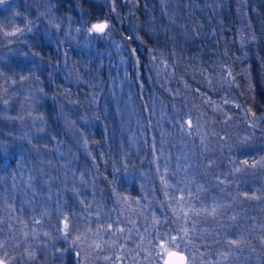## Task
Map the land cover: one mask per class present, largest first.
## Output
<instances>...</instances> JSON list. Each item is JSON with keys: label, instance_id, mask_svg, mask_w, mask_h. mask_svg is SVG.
I'll return each mask as SVG.
<instances>
[{"label": "rangeland", "instance_id": "rangeland-1", "mask_svg": "<svg viewBox=\"0 0 264 264\" xmlns=\"http://www.w3.org/2000/svg\"><path fill=\"white\" fill-rule=\"evenodd\" d=\"M85 20L82 11L65 13L60 0H4L0 4V144L4 145L0 259L6 264H53L57 256L71 250L79 264H139L140 253L150 258L148 264H162L164 255L175 249L187 254V264H264V113L256 116L245 112L231 96L212 99L192 91L198 109L187 111L184 117L186 126L181 124V131L186 138L178 153L184 161L204 155L208 165L222 167L213 175L215 179H221L222 187L238 186L236 193L245 195L244 201L222 203L224 209H231L232 216H241L245 208L240 206L253 202L234 243L206 261L201 257L205 252H198L196 238L190 233L169 235L156 244L151 224L124 234L121 213L115 217L119 223L115 228H92L100 216L90 214V208L96 210L95 191L88 177L75 171L79 150L84 149L78 132L79 114H86L87 106L94 112L102 101L107 117L116 115L120 126L124 125L121 130L131 154H146L149 147L155 153L149 140L155 132L170 135L167 125H173L174 99L190 89L184 84L170 86L174 82L172 69L164 61L149 58V71L146 67L142 71L129 68V49L116 38L117 27L109 24L111 31L97 38L88 33L92 23ZM17 29L23 31L5 35ZM33 31H40L43 40L51 44L54 60L50 63L23 48L22 37ZM102 65L104 70L100 71ZM55 73L73 88L80 85L86 95L82 107L75 109L76 101L65 98L66 88H61V95L50 85ZM181 131L177 139H183ZM145 175L140 169L130 174L134 178ZM171 192L180 190L173 185ZM200 196L179 199L177 208L188 212L198 203L204 205ZM125 199L118 196L116 200L121 206ZM145 200L148 209L153 200ZM130 201L136 205L142 198ZM69 205L73 206L68 212L64 209ZM50 228L53 236L46 232ZM121 238H126L125 245H119ZM134 240V247L127 249L126 243ZM170 240H175L176 246ZM59 242H64L65 250L55 248Z\"/></svg>", "mask_w": 264, "mask_h": 264}, {"label": "trees", "instance_id": "trees-1", "mask_svg": "<svg viewBox=\"0 0 264 264\" xmlns=\"http://www.w3.org/2000/svg\"><path fill=\"white\" fill-rule=\"evenodd\" d=\"M60 1L65 13L77 15L82 11L86 24L106 20L116 26V38L123 40L129 49V68L142 71L146 67L149 71V58L164 61L172 69L174 82L170 86L184 84L190 89L189 93L174 99L176 112L173 125H167L170 135L158 136L155 132L149 140L155 153L149 147L146 154H131L126 134H122L124 130H121L124 125L120 126L116 115H113L114 118L107 117V107L102 101L96 105L94 112L87 106L86 114H79L81 128L77 131L81 133L84 149L79 150L80 162L75 171L88 177V183L92 182L95 191L96 210L92 212L90 208V214L100 216L91 224L92 228H115L119 224L115 217L121 213L122 224L126 228L124 234L134 232L133 228L143 229L151 224L155 226L157 236L153 242L156 244L169 235L190 233L196 238L198 252H205L202 259L210 260L216 251L238 239L246 222L243 221L254 206L253 202L242 204L240 207L245 209L239 217L232 216L231 209H224L222 203L244 201L245 195L236 193L238 186L233 189L222 187L218 182L221 179L216 180L213 176L222 167L219 170L208 165L206 156L182 160L178 147L184 143L186 135L181 131V124L186 126V114L198 109L192 91L212 99L222 96L229 99L231 96L245 112L256 116L264 113V0ZM128 30L132 33L127 34ZM129 35L140 39L126 40ZM22 40L28 53L33 52L44 62L54 60V50L50 43L43 40L40 31L28 32ZM133 48L136 49L134 54ZM103 70L102 65L100 71ZM141 80L146 83L142 74ZM50 85L55 86L61 95L64 93L61 88H66L65 98L76 101L75 109L84 105L86 95L80 85L73 88L59 73L51 77ZM167 111L171 113V109ZM180 131L183 134L179 137L183 139H177ZM64 133H67L66 130ZM0 155L1 163L4 157L2 151ZM135 169L147 174L146 178L131 177ZM2 172L0 164V176ZM173 185L180 192L172 193ZM140 188L144 192H140ZM190 195H201L204 205L198 203L188 212L178 209L179 199L183 201ZM118 196L126 198L124 205L118 204ZM133 198H142V201L132 205L130 200ZM148 198L153 201L146 209L145 199ZM72 206L64 210L70 211ZM46 232L53 236V228ZM126 238H121L119 245H125L123 240ZM135 243V240L129 241L126 248L134 247ZM63 247L64 242L55 246L65 250ZM140 254L142 259L138 263L148 264L150 258H143ZM79 261L71 250H66L62 257L54 259L53 264H79Z\"/></svg>", "mask_w": 264, "mask_h": 264}, {"label": "snow or ice", "instance_id": "snow-or-ice-1", "mask_svg": "<svg viewBox=\"0 0 264 264\" xmlns=\"http://www.w3.org/2000/svg\"><path fill=\"white\" fill-rule=\"evenodd\" d=\"M4 0H0V4H3ZM23 30L17 29L16 32H11V33H5V35H17L18 32H22ZM79 31V29H78ZM109 31H111V26L109 25V23L107 21L105 22H101V23H92L91 26L88 28V33L90 35H95L97 38H101L103 35L107 34ZM128 40H132V39H140V37H134V36H128L127 37ZM136 52V49L133 48L132 49V54H134ZM23 79V78H22ZM4 148L3 144H0V151H2ZM247 163V162H245ZM215 212V209H213V213ZM211 214V213H210ZM65 229H68V224L65 223L64 225ZM170 243L173 246H176V241L175 240H170ZM234 243V241H233ZM97 248H100L101 246L99 244L96 245ZM0 264H3V262H0Z\"/></svg>", "mask_w": 264, "mask_h": 264}, {"label": "water", "instance_id": "water-1", "mask_svg": "<svg viewBox=\"0 0 264 264\" xmlns=\"http://www.w3.org/2000/svg\"><path fill=\"white\" fill-rule=\"evenodd\" d=\"M105 22L102 21H96L93 23H101ZM0 262H3V264H6L3 260L0 259ZM188 263V256L184 252H181L179 250H169L163 257L162 264H187Z\"/></svg>", "mask_w": 264, "mask_h": 264}]
</instances>
